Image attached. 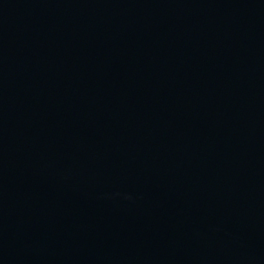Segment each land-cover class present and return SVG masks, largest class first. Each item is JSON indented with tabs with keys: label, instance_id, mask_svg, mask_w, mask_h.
Masks as SVG:
<instances>
[{
	"label": "water",
	"instance_id": "95a60500",
	"mask_svg": "<svg viewBox=\"0 0 264 264\" xmlns=\"http://www.w3.org/2000/svg\"><path fill=\"white\" fill-rule=\"evenodd\" d=\"M0 264H264V0H0Z\"/></svg>",
	"mask_w": 264,
	"mask_h": 264
}]
</instances>
